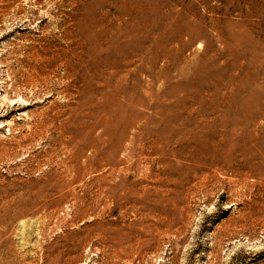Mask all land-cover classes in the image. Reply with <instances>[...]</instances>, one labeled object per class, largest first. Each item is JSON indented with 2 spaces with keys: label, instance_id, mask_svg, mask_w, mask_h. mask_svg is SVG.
<instances>
[{
  "label": "rangeland",
  "instance_id": "rangeland-1",
  "mask_svg": "<svg viewBox=\"0 0 264 264\" xmlns=\"http://www.w3.org/2000/svg\"><path fill=\"white\" fill-rule=\"evenodd\" d=\"M0 264H264V0H0Z\"/></svg>",
  "mask_w": 264,
  "mask_h": 264
},
{
  "label": "bare ground",
  "instance_id": "bare-ground-1",
  "mask_svg": "<svg viewBox=\"0 0 264 264\" xmlns=\"http://www.w3.org/2000/svg\"><path fill=\"white\" fill-rule=\"evenodd\" d=\"M203 121V120H202ZM195 140V139H194Z\"/></svg>",
  "mask_w": 264,
  "mask_h": 264
}]
</instances>
